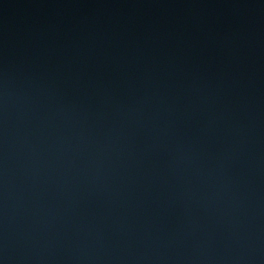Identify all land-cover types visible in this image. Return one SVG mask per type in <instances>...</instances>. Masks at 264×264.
I'll return each instance as SVG.
<instances>
[{
	"label": "water",
	"instance_id": "95a60500",
	"mask_svg": "<svg viewBox=\"0 0 264 264\" xmlns=\"http://www.w3.org/2000/svg\"><path fill=\"white\" fill-rule=\"evenodd\" d=\"M0 264H264V0H0Z\"/></svg>",
	"mask_w": 264,
	"mask_h": 264
}]
</instances>
